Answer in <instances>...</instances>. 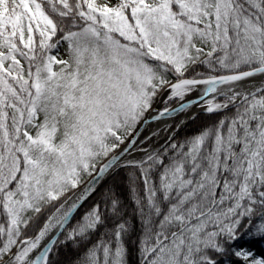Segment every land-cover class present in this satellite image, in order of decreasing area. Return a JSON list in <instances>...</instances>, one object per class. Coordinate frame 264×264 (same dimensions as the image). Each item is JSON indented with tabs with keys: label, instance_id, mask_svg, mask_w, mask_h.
<instances>
[{
	"label": "snow or ice",
	"instance_id": "snow-or-ice-1",
	"mask_svg": "<svg viewBox=\"0 0 264 264\" xmlns=\"http://www.w3.org/2000/svg\"><path fill=\"white\" fill-rule=\"evenodd\" d=\"M0 264H264V0H0Z\"/></svg>",
	"mask_w": 264,
	"mask_h": 264
}]
</instances>
